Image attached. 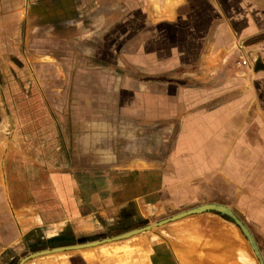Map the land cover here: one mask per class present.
Wrapping results in <instances>:
<instances>
[{"label":"crops","instance_id":"crops-1","mask_svg":"<svg viewBox=\"0 0 264 264\" xmlns=\"http://www.w3.org/2000/svg\"><path fill=\"white\" fill-rule=\"evenodd\" d=\"M0 122V264L209 200L264 256V0H0ZM195 215L179 264L255 263Z\"/></svg>","mask_w":264,"mask_h":264},{"label":"rangeland","instance_id":"rangeland-1","mask_svg":"<svg viewBox=\"0 0 264 264\" xmlns=\"http://www.w3.org/2000/svg\"><path fill=\"white\" fill-rule=\"evenodd\" d=\"M5 121V120H2ZM2 123V122H0ZM6 123V121H5ZM0 164L1 159L3 156V148L5 146V143L7 141V130L3 124H0ZM1 171V167H0ZM1 174V172H0ZM208 201H205L206 203ZM209 202H213L212 200H209ZM203 203V202H202ZM198 204H193L190 206H186L184 208H181L180 210H172V211H166L164 213H160L159 215L152 217L149 219L148 222H144L140 224V226L145 224H151L153 222H156L162 218H165L171 214H174L178 211L190 208ZM190 217H184L188 219H181L174 222L166 223L161 226H153L148 231H143L141 233H138L136 235H133L127 239L122 240H115L106 242L94 247L74 250V251H67V252H61L56 254H49L41 257V261H45V264H71L70 262V256L73 255L75 258V262L72 264H163L162 260L164 261V264H179L178 259L179 257H176L175 255H172V253L169 252L168 246L171 245V241L169 237H172L173 234L180 235L181 233V222L182 220H195L190 221L193 222L192 225V232L194 234H197L198 232L205 231V228H213L214 226L220 227L216 220L213 217L204 218L202 217L201 220H199L198 216L200 215H189ZM203 216V215H202ZM186 222V221H184ZM177 225L178 227H175ZM189 227L186 226L185 229L187 230ZM185 230V231H186ZM191 231V230H190ZM121 232H124V230H113V231H98L97 233H94L92 235H89L85 237L83 240L78 239V241H90L94 239H100L104 237H110L116 234H119ZM239 232V231H238ZM238 242L244 244L246 246V251H248V254L252 256L255 260L254 264H259L254 257L248 243L246 242L245 238L238 233ZM168 236V237H167ZM52 247V246H51ZM25 252V250H24ZM79 254H83L86 258H80ZM160 255V256H159ZM175 257L177 258V262L175 261ZM73 260V261H74ZM72 261V262H73ZM64 262V263H63ZM166 262V263H165ZM251 263V262H250Z\"/></svg>","mask_w":264,"mask_h":264},{"label":"water","instance_id":"water-1","mask_svg":"<svg viewBox=\"0 0 264 264\" xmlns=\"http://www.w3.org/2000/svg\"><path fill=\"white\" fill-rule=\"evenodd\" d=\"M204 212H215L222 217L227 218L228 220L232 221L241 231L243 236L246 238V240L249 243V246L251 250L253 251L257 261L259 264H264V256H262L261 250L259 248V245L249 229V227L243 222V220L226 204L223 203H217V202H206L199 205L192 206L190 208L178 211L174 214H171L165 218H162L156 222H153L151 224H145L142 226H138L129 230H126L124 232H121L119 234L110 236V237H104L100 239H94L90 241H84V242H78L74 244H67V245H60V246H53V247H46V248H39L37 250H33L24 256H22L16 264H24L27 260L38 257V256H45L49 254H56L61 252H67V251H74L79 250L83 248H89L94 247L106 242L115 241V240H122L127 239L133 235H136L138 233H141L143 231L150 230L153 226H161L166 223L174 222L176 220H179L181 218H184L189 215H195L200 214Z\"/></svg>","mask_w":264,"mask_h":264},{"label":"flooded vegetation","instance_id":"flooded-vegetation-1","mask_svg":"<svg viewBox=\"0 0 264 264\" xmlns=\"http://www.w3.org/2000/svg\"><path fill=\"white\" fill-rule=\"evenodd\" d=\"M160 256V255H159ZM163 264H164V261L162 260ZM157 264V261L155 262ZM166 263V262H165Z\"/></svg>","mask_w":264,"mask_h":264},{"label":"trees","instance_id":"trees-1","mask_svg":"<svg viewBox=\"0 0 264 264\" xmlns=\"http://www.w3.org/2000/svg\"><path fill=\"white\" fill-rule=\"evenodd\" d=\"M65 242V240H63V243Z\"/></svg>","mask_w":264,"mask_h":264}]
</instances>
